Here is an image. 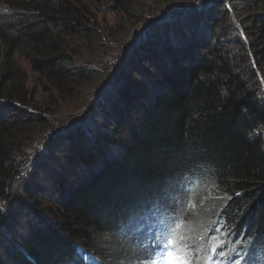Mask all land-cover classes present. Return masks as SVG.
Segmentation results:
<instances>
[{"label":"trees","instance_id":"1","mask_svg":"<svg viewBox=\"0 0 264 264\" xmlns=\"http://www.w3.org/2000/svg\"><path fill=\"white\" fill-rule=\"evenodd\" d=\"M224 2L214 6L220 15L199 10L131 45L91 115L63 135L67 160L48 177L62 193L57 216L43 220L0 264H87L79 248L117 240L135 222L145 226L175 181L200 175L228 192L220 208L225 228L264 249V0L246 1L261 8L244 25L249 52L238 27L232 34L216 30L228 12ZM97 3L107 11L129 8V0H0V205L18 174L14 131L43 119L20 107L28 94L12 86L21 73L14 55L54 80L55 89L77 85L93 70L72 69L71 52L83 36L101 40ZM27 193V202L17 204L35 214L38 200ZM9 217L0 211V236ZM127 243L121 240L117 259Z\"/></svg>","mask_w":264,"mask_h":264},{"label":"rangeland","instance_id":"2","mask_svg":"<svg viewBox=\"0 0 264 264\" xmlns=\"http://www.w3.org/2000/svg\"><path fill=\"white\" fill-rule=\"evenodd\" d=\"M224 1L228 12L219 16L222 24H219L216 30L223 29L232 34L236 31L235 26L238 27L236 34L242 45L248 49L250 38L244 25L246 23L247 26L252 25L249 19L256 12H260L261 8H255L256 4L251 3L249 6L246 2L248 0ZM222 2L223 0H129L127 12L107 11L97 3L93 13L97 16L101 40L95 38L92 42L90 36H83L81 44L72 48L71 52L75 64L71 66L72 69L78 65L93 71L87 73L83 79L79 78L75 86L62 83L60 90L55 89L57 83L54 80L42 77L31 69L26 59L14 55L15 64L21 73L12 82V86L14 89L22 88L28 94V101L25 103L27 106L20 107L29 113L28 116H41L43 119L19 125L14 131L15 146L18 149V174L10 183L7 200L2 201L0 205L1 213L6 217L10 215V224L8 220L1 221L2 224L9 225H6L8 231H3L0 236L1 259H6L8 250L15 248L16 243L26 238L43 220H51L57 216L56 206L62 193L51 186L48 177L51 178L53 172L59 173L57 166L67 160V145L63 141V135L70 131L80 118L91 115L94 110L90 105L101 96L104 86L113 79L114 67L126 57L131 45L141 42L145 35L155 29H163L168 22H184L191 16L190 14L199 10H206L209 17L213 13L220 15L221 12L213 10L214 6ZM0 7L3 5L0 4ZM246 12L248 15H245ZM240 18L242 19L239 20ZM82 40L85 41L83 44ZM226 42L228 39L224 46ZM229 49L235 51L237 46L230 45ZM109 68L112 70L108 71ZM113 83L112 80L110 84ZM260 90L264 92L263 85ZM70 126L69 130L62 131ZM127 137L128 135L124 134L122 139ZM113 152L114 150H111L107 157ZM70 180L72 182L73 178ZM172 187L153 208L151 215L146 216V221L154 226L147 225L140 233L139 230L123 229L121 235L116 236L117 240L111 241L104 237L100 239L98 247L84 253L99 259L101 264H141L136 256L140 253L139 249L146 246L151 239L146 228H160L163 234L154 235L155 240H159L177 223H183L184 227L180 232H188L194 237L192 240L194 258L208 255L212 257L213 264H227L229 261L230 264H264V249L261 246L245 240L244 236L232 235L223 225L225 222L220 217V208L228 192L219 188L210 176L182 177L175 181ZM29 190L38 200L35 208H32L35 214L22 211L17 204L19 199L27 202ZM36 214L39 215V219ZM126 238L128 241L125 246L126 253L124 256L122 253L117 259L114 252H122L120 242ZM216 244L222 247H218L213 253L211 248ZM78 250L83 251L82 248ZM159 252L160 250L156 254ZM150 256L148 253L142 255ZM85 261L87 264H97L95 261L86 259ZM154 262L157 264L156 259L149 261L148 264Z\"/></svg>","mask_w":264,"mask_h":264},{"label":"snow or ice","instance_id":"3","mask_svg":"<svg viewBox=\"0 0 264 264\" xmlns=\"http://www.w3.org/2000/svg\"><path fill=\"white\" fill-rule=\"evenodd\" d=\"M182 227H184L183 223H177L162 237L163 242L159 245V264H213L212 257L208 255L194 258L192 244L194 237L188 232L181 233ZM218 247L222 245H214L211 251L215 253ZM198 250L202 251V249Z\"/></svg>","mask_w":264,"mask_h":264},{"label":"bare ground","instance_id":"4","mask_svg":"<svg viewBox=\"0 0 264 264\" xmlns=\"http://www.w3.org/2000/svg\"><path fill=\"white\" fill-rule=\"evenodd\" d=\"M147 225H150V223H149L148 221H146V224H145V226H143V227H146ZM150 226H154V225H150ZM143 227L139 226V222H138V223H137V222L134 223V228H135V230H140V232H142V231H144ZM151 228H152V227H151ZM138 234H139V233H138ZM155 256H156V257H155L156 261H157L158 258H159V260H158V262H159V261H160V256H159V254H156Z\"/></svg>","mask_w":264,"mask_h":264}]
</instances>
